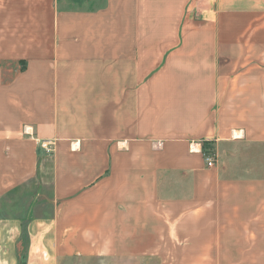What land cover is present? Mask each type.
<instances>
[{
	"label": "crops",
	"instance_id": "obj_1",
	"mask_svg": "<svg viewBox=\"0 0 264 264\" xmlns=\"http://www.w3.org/2000/svg\"><path fill=\"white\" fill-rule=\"evenodd\" d=\"M142 257L264 264V0H0V264Z\"/></svg>",
	"mask_w": 264,
	"mask_h": 264
},
{
	"label": "rangeland",
	"instance_id": "obj_2",
	"mask_svg": "<svg viewBox=\"0 0 264 264\" xmlns=\"http://www.w3.org/2000/svg\"><path fill=\"white\" fill-rule=\"evenodd\" d=\"M72 264H157V260H153L150 257H142L138 259L133 258H107V259H98L96 258L93 261L82 262L77 260L73 261Z\"/></svg>",
	"mask_w": 264,
	"mask_h": 264
},
{
	"label": "built area",
	"instance_id": "obj_3",
	"mask_svg": "<svg viewBox=\"0 0 264 264\" xmlns=\"http://www.w3.org/2000/svg\"><path fill=\"white\" fill-rule=\"evenodd\" d=\"M204 158L208 166H213L215 163V158L212 153L204 152Z\"/></svg>",
	"mask_w": 264,
	"mask_h": 264
},
{
	"label": "trees",
	"instance_id": "obj_4",
	"mask_svg": "<svg viewBox=\"0 0 264 264\" xmlns=\"http://www.w3.org/2000/svg\"><path fill=\"white\" fill-rule=\"evenodd\" d=\"M23 238H24V240L26 239V241H27V239H28V232H27V229H24V230H23Z\"/></svg>",
	"mask_w": 264,
	"mask_h": 264
}]
</instances>
